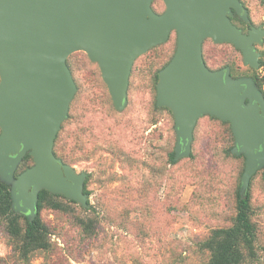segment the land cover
I'll list each match as a JSON object with an SVG mask.
<instances>
[{
    "label": "rangeland",
    "instance_id": "rangeland-1",
    "mask_svg": "<svg viewBox=\"0 0 264 264\" xmlns=\"http://www.w3.org/2000/svg\"><path fill=\"white\" fill-rule=\"evenodd\" d=\"M241 2L250 20L236 15L233 22L246 33L251 26L264 27V0ZM153 8L162 14L166 6L155 0ZM177 39L172 32L166 43L137 59L121 112L98 64L85 52L69 57L77 92L54 151L76 173L87 174L88 206L56 195L65 209L45 207L40 213L51 246L26 258L0 216V264H209L202 244L213 230L233 226L246 158L232 152L230 123L205 115L195 127L190 156L172 162L175 118L169 108L158 107L157 85ZM257 47L262 53L258 69L244 65L242 53L228 43L207 39L203 55L211 70L229 67L233 78H252L264 94V44ZM23 161L16 176L34 164ZM248 192L258 258L245 264H264V169L252 178ZM77 218L93 219L94 233L84 234Z\"/></svg>",
    "mask_w": 264,
    "mask_h": 264
},
{
    "label": "water",
    "instance_id": "water-1",
    "mask_svg": "<svg viewBox=\"0 0 264 264\" xmlns=\"http://www.w3.org/2000/svg\"><path fill=\"white\" fill-rule=\"evenodd\" d=\"M0 0V181L11 186L13 209L33 221L39 195L48 191L87 207V174L55 154L77 86L68 65L76 52L98 64L114 107L123 111L133 66L177 32V49L160 71L158 107L175 118V160L192 151L194 130L205 115L231 125L232 152L246 158L241 195L264 169V94L252 78H233L230 68L211 70L203 44H231L244 65L261 66L264 28L246 33L232 20L249 22L241 0ZM34 164L16 176L23 159Z\"/></svg>",
    "mask_w": 264,
    "mask_h": 264
},
{
    "label": "trees",
    "instance_id": "trees-1",
    "mask_svg": "<svg viewBox=\"0 0 264 264\" xmlns=\"http://www.w3.org/2000/svg\"><path fill=\"white\" fill-rule=\"evenodd\" d=\"M31 160L33 158L28 154L22 165H27ZM172 162H175V154ZM58 198L48 191H42L39 195L38 215L31 221L27 215L14 211L11 187L0 181V216L7 222L9 235L21 241L19 250L22 257L26 258L37 250H46L51 246L50 230L41 220L40 213L45 207L64 210L65 205ZM237 211L233 226L213 230L202 244L210 253L209 264H245L258 258L257 227L251 219L249 192L243 198L238 197ZM76 223L86 235H91L96 229L91 218H77Z\"/></svg>",
    "mask_w": 264,
    "mask_h": 264
},
{
    "label": "flooded vegetation",
    "instance_id": "flooded-vegetation-1",
    "mask_svg": "<svg viewBox=\"0 0 264 264\" xmlns=\"http://www.w3.org/2000/svg\"><path fill=\"white\" fill-rule=\"evenodd\" d=\"M264 28V27H263ZM249 31V30H248ZM264 44V43H263ZM262 54V53H261ZM261 63H262V57H261ZM224 69V68H223Z\"/></svg>",
    "mask_w": 264,
    "mask_h": 264
}]
</instances>
